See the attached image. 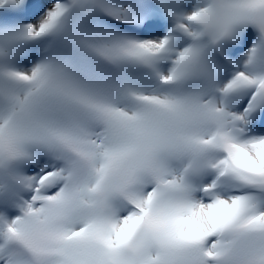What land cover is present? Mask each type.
Instances as JSON below:
<instances>
[{
    "label": "snow or ice",
    "instance_id": "obj_1",
    "mask_svg": "<svg viewBox=\"0 0 264 264\" xmlns=\"http://www.w3.org/2000/svg\"><path fill=\"white\" fill-rule=\"evenodd\" d=\"M0 264H264V0H0Z\"/></svg>",
    "mask_w": 264,
    "mask_h": 264
}]
</instances>
